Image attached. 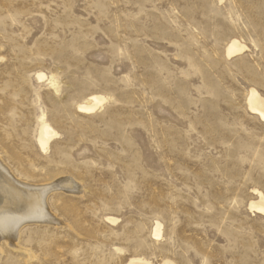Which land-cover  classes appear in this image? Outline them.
<instances>
[{"label": "rangeland", "instance_id": "374dc122", "mask_svg": "<svg viewBox=\"0 0 264 264\" xmlns=\"http://www.w3.org/2000/svg\"><path fill=\"white\" fill-rule=\"evenodd\" d=\"M250 88L264 0H0V166L47 215L0 234V264H264Z\"/></svg>", "mask_w": 264, "mask_h": 264}, {"label": "bare ground", "instance_id": "6f19581e", "mask_svg": "<svg viewBox=\"0 0 264 264\" xmlns=\"http://www.w3.org/2000/svg\"><path fill=\"white\" fill-rule=\"evenodd\" d=\"M243 46H241L236 39H232L226 46L227 55L232 56L240 52V50H243ZM104 100L105 97L100 94H92L89 95L85 101L78 103L77 109L82 112H91L104 102ZM246 101L249 111L264 122V98L255 89L250 88L247 92ZM54 134L55 133L46 122L41 123L39 136L37 138L41 149L47 148L50 137ZM38 190L37 187L17 183L9 176L6 170L0 166L1 235H6L9 239L14 240L16 236L14 226L20 223L21 220H39L41 217H47L44 209L45 207L42 203L41 192ZM257 199V201L251 202L249 207L254 209L257 213L263 214L264 196L258 192ZM160 227L161 224L156 222L153 229L154 237L160 236Z\"/></svg>", "mask_w": 264, "mask_h": 264}]
</instances>
